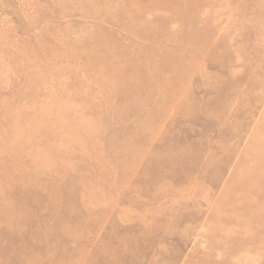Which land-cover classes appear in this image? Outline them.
Listing matches in <instances>:
<instances>
[{
  "label": "rangeland",
  "instance_id": "obj_1",
  "mask_svg": "<svg viewBox=\"0 0 264 264\" xmlns=\"http://www.w3.org/2000/svg\"><path fill=\"white\" fill-rule=\"evenodd\" d=\"M0 264H264V0H0Z\"/></svg>",
  "mask_w": 264,
  "mask_h": 264
}]
</instances>
